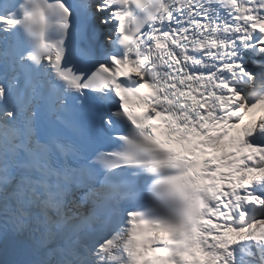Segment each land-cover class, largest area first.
Segmentation results:
<instances>
[{"label": "snow or ice", "instance_id": "6c2138e0", "mask_svg": "<svg viewBox=\"0 0 264 264\" xmlns=\"http://www.w3.org/2000/svg\"><path fill=\"white\" fill-rule=\"evenodd\" d=\"M0 243L264 264V0H0Z\"/></svg>", "mask_w": 264, "mask_h": 264}, {"label": "rangeland", "instance_id": "374dc122", "mask_svg": "<svg viewBox=\"0 0 264 264\" xmlns=\"http://www.w3.org/2000/svg\"><path fill=\"white\" fill-rule=\"evenodd\" d=\"M4 254H5V251H4V246L2 243H0V264H4V261H5V258H4ZM9 254V253H8ZM7 254V255H8ZM6 255V254H5Z\"/></svg>", "mask_w": 264, "mask_h": 264}, {"label": "bare ground", "instance_id": "6f19581e", "mask_svg": "<svg viewBox=\"0 0 264 264\" xmlns=\"http://www.w3.org/2000/svg\"><path fill=\"white\" fill-rule=\"evenodd\" d=\"M105 14H107V13H105ZM255 71L259 72V71H261V69L258 68V67H255ZM218 154H220V153H218ZM4 258H5V259H9V260L12 259L13 256H12V254H11V251L9 252V254H8L7 256L4 254Z\"/></svg>", "mask_w": 264, "mask_h": 264}]
</instances>
